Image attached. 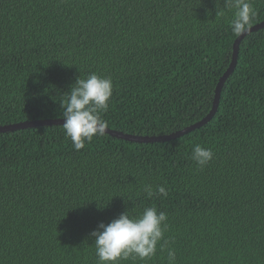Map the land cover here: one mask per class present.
<instances>
[{"label":"trees","instance_id":"trees-1","mask_svg":"<svg viewBox=\"0 0 264 264\" xmlns=\"http://www.w3.org/2000/svg\"><path fill=\"white\" fill-rule=\"evenodd\" d=\"M222 0H0V127L62 119L76 80L110 77L101 118L137 136L211 112L237 39ZM252 25L264 21L253 0ZM63 125L0 133V264H99L91 233L128 211L167 215L164 251L120 264H264V29L240 45L218 111L167 142L108 133L76 151ZM213 160L199 167L195 145ZM145 185L166 189L148 198ZM163 243V241H161Z\"/></svg>","mask_w":264,"mask_h":264},{"label":"clouds","instance_id":"clouds-1","mask_svg":"<svg viewBox=\"0 0 264 264\" xmlns=\"http://www.w3.org/2000/svg\"><path fill=\"white\" fill-rule=\"evenodd\" d=\"M221 4L216 9V16L222 17L226 11L235 10L230 23L232 33L237 37L250 34L256 16L253 0H222ZM112 96V79L96 73L86 78L79 77L71 87L62 105V128L76 151L84 149L86 143L104 134L107 123L100 114L108 110ZM213 158L212 150L199 144L194 146L191 153V159L201 168L207 166ZM144 191L148 198L156 194L163 197L168 195L162 186L154 191L151 185H145ZM167 228L166 213L158 211L155 206L145 207L136 216L126 211L107 225L99 224L97 230L91 233L99 264H120L129 258L150 260L155 256L158 245L161 251L169 245L164 235ZM167 259L168 264H176V252L171 247H167Z\"/></svg>","mask_w":264,"mask_h":264},{"label":"water","instance_id":"water-1","mask_svg":"<svg viewBox=\"0 0 264 264\" xmlns=\"http://www.w3.org/2000/svg\"><path fill=\"white\" fill-rule=\"evenodd\" d=\"M261 29H264V21L251 26V33L245 36H240L237 37L235 43H234V51H233V58H232V62L229 66V68L227 69V71L225 72V74L221 77L217 89H216V96H215V100H214V105L213 108L211 110V112L209 113V115L204 118L202 121L182 130V131H178L176 133L170 134V135H165V136H153V137H147V136H137V135H130L121 131H117L114 129H111L109 127H107L105 129L104 133H108L109 135L117 138V139H121V140H125V141H129V142H135V143H155V142H167L173 139H176L180 136H183L195 129L200 128L201 126L205 125L208 121H210L214 115L216 114V112L218 111L219 108V104H220V97H221V92L222 89L226 83V81L229 79V77L234 73L236 67H237V63H238V57H239V53H240V45L242 43V41L249 35H251L253 32H257ZM64 123V119H43V120H36V121H25V122H19L16 124H12V125H6V126H2L0 127V133L1 132H9V131H17V130H22V129H29V128H38V127H46V126H58V125H63Z\"/></svg>","mask_w":264,"mask_h":264}]
</instances>
